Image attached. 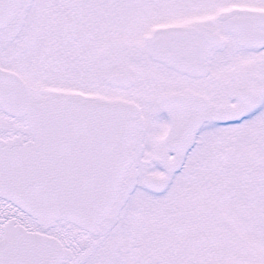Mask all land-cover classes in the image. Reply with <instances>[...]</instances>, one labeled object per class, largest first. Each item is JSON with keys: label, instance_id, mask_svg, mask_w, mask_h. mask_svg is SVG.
Wrapping results in <instances>:
<instances>
[{"label": "snow or ice", "instance_id": "obj_1", "mask_svg": "<svg viewBox=\"0 0 264 264\" xmlns=\"http://www.w3.org/2000/svg\"><path fill=\"white\" fill-rule=\"evenodd\" d=\"M0 264H264V0H0Z\"/></svg>", "mask_w": 264, "mask_h": 264}]
</instances>
